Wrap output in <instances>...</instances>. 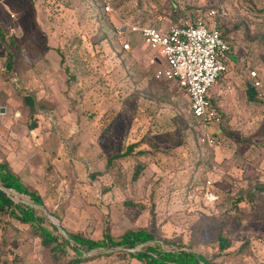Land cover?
Returning a JSON list of instances; mask_svg holds the SVG:
<instances>
[{"label":"rangeland","instance_id":"1","mask_svg":"<svg viewBox=\"0 0 264 264\" xmlns=\"http://www.w3.org/2000/svg\"><path fill=\"white\" fill-rule=\"evenodd\" d=\"M210 7L228 12L231 43L226 79L209 92L221 115L212 144L185 93L154 76L160 52L137 35L122 52L128 36L115 33L120 23L192 21ZM0 29V159L41 196L34 207L47 226L94 240L145 229L216 264H264V97L246 94L252 69L264 92V0H0ZM0 249V264L74 256L66 247L54 257L30 226L1 217ZM76 264L143 263L110 246Z\"/></svg>","mask_w":264,"mask_h":264},{"label":"built area","instance_id":"2","mask_svg":"<svg viewBox=\"0 0 264 264\" xmlns=\"http://www.w3.org/2000/svg\"><path fill=\"white\" fill-rule=\"evenodd\" d=\"M103 9L108 14L109 5ZM228 18L226 10L210 7L194 22L120 23L115 32L117 36H128L123 41V50L130 49L129 35H137L149 49L160 52L165 64L156 70L154 76L174 82L188 96L191 112L199 122L201 140L210 144L217 139L219 128L212 129L219 124L220 116L211 106L209 92L216 83L225 81L228 73L231 43L223 35ZM249 78L254 88L261 86L254 69L249 71Z\"/></svg>","mask_w":264,"mask_h":264},{"label":"trees","instance_id":"3","mask_svg":"<svg viewBox=\"0 0 264 264\" xmlns=\"http://www.w3.org/2000/svg\"><path fill=\"white\" fill-rule=\"evenodd\" d=\"M207 10L208 9L199 12L192 22L203 17ZM181 23L182 22H179L177 24ZM132 24L148 25L151 23L136 22ZM223 35L227 37L225 30H223ZM0 37H3L1 29ZM122 42L123 41H121L120 50L122 52H127L126 50H123ZM247 82L249 83V86L246 89V94L250 101L264 97L263 91L254 90V87L250 84L249 77ZM24 100L32 113H36L37 108H39L40 105L35 101L34 97L26 95ZM188 101L189 111L192 118L195 119L191 112L189 98ZM210 102L211 106L216 110L221 119V115L212 102L211 97ZM35 126L36 124L33 123L30 128H34ZM219 130L220 127L218 131ZM132 148L133 145H129L127 149L118 156L122 157L129 155ZM142 170V165H136L133 179H136L141 174ZM258 188L262 190L261 187ZM13 194L27 196L30 203L22 201L16 202L13 199ZM240 200L241 199H237L236 202H239ZM41 205H43L41 196L36 191L30 190L25 184H23L20 177L14 172L6 160L0 159V217L10 218V220L30 226L33 233L40 238L41 244L52 253H55L56 251L66 253V247L71 248L74 251V256H72L66 264H76L80 262L84 255L90 250L108 248L110 246L119 247L121 251H125V253L143 264H216L212 259H208L204 255L185 247H164L163 243L156 239L152 232L145 229H128L116 238H114L106 229L103 233V237L99 240L86 238L81 233H67L68 237H64L58 233V227L55 224L49 223V226H47L45 224V217L37 213V208L34 206L39 207ZM218 241L220 250L229 247V241L225 237L219 236ZM57 256L58 252L54 254V257Z\"/></svg>","mask_w":264,"mask_h":264},{"label":"crops","instance_id":"4","mask_svg":"<svg viewBox=\"0 0 264 264\" xmlns=\"http://www.w3.org/2000/svg\"><path fill=\"white\" fill-rule=\"evenodd\" d=\"M147 47V46H146Z\"/></svg>","mask_w":264,"mask_h":264}]
</instances>
